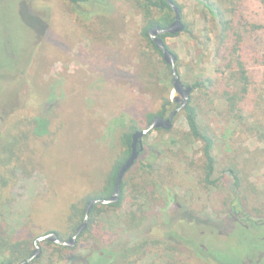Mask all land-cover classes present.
Masks as SVG:
<instances>
[{
  "label": "rangeland",
  "instance_id": "rangeland-1",
  "mask_svg": "<svg viewBox=\"0 0 264 264\" xmlns=\"http://www.w3.org/2000/svg\"><path fill=\"white\" fill-rule=\"evenodd\" d=\"M177 1L196 40L183 33L167 38L166 44L178 55L182 75L190 83L204 75L217 82L213 92L192 95L203 124L219 138L214 150L216 176L226 175L230 157L240 159L239 169L246 176L242 196L247 205L245 215L261 225L263 231L259 233L264 237V89L258 87L262 69L249 67L253 84L247 99L228 104L231 89L225 90V86L235 84V77L226 58L218 67L221 72L215 73L216 41L215 34L210 33L214 28L210 16L205 23L206 12L197 2ZM92 3L81 8L65 0H0V68L4 80L0 81V177L14 179L8 191L10 211L14 223H20L18 217H25L26 225L12 238L14 243L55 230L68 238L69 224L64 220L70 205L101 188L100 173L102 169L107 171L117 156L121 132L114 133L113 125L123 118L128 123L140 112L156 113L163 98L172 96L173 89L164 91L158 77L151 79L142 70L143 13L133 7V1ZM248 8L246 16L252 22H264L256 2H249ZM93 12L95 15L90 16ZM248 45L264 55V36L260 42L252 38ZM139 73L147 89L134 83L133 77L136 79ZM39 121L46 123L45 131ZM173 129L175 135L188 139L183 116L177 118ZM162 139L153 133L144 148L149 151V146ZM15 142L28 168L16 166V162L9 169L2 167ZM188 144L189 148L168 161L162 171L171 176L167 184L170 201L161 200L153 206L137 229H127L122 222L131 212L128 204L119 213L108 214L110 233L105 248L119 255L135 242L150 238L154 229L155 240L167 242L168 231L177 237L178 229L186 225L183 215L192 214L201 219L191 217L193 227L200 228L198 238L206 235L204 230L210 231L202 244L222 248L225 240L228 248L235 249L230 235L243 236V242L235 245L240 253H248L246 264H264V240L236 227L237 222L228 213L229 198L224 188H204L201 144L192 140ZM248 158L252 159L245 162ZM139 168L137 165L134 169ZM180 235L185 237L184 233ZM85 253L82 248L70 255ZM2 256L8 259L10 253Z\"/></svg>",
  "mask_w": 264,
  "mask_h": 264
},
{
  "label": "trees",
  "instance_id": "trees-1",
  "mask_svg": "<svg viewBox=\"0 0 264 264\" xmlns=\"http://www.w3.org/2000/svg\"><path fill=\"white\" fill-rule=\"evenodd\" d=\"M73 7L84 8L85 5H89L92 2H97L103 5L104 0H65ZM133 7L137 8L143 13V26L141 28L140 37L145 43L143 54V71L148 72L151 79L158 77L159 85L163 86V90L168 92L173 89V76L171 67L165 62L163 53L159 50L155 42L150 37V32L153 29H166L170 27L175 20V13L165 0H132ZM181 11V19L185 25V30L175 35H160L158 38L163 40L166 47L177 58V71L185 86L192 88L189 104L185 110L180 112L173 119V127L170 130L156 129L150 132L142 139L143 151L140 153L134 166L125 174L121 184V195L119 203L115 205H95L90 213L89 222L86 230L77 239L76 246L72 249L59 246L52 242H44L40 245L42 255L35 261L29 264H77L79 261L83 264H95L98 260L99 264H138L141 261H145L147 264H157L158 260H161V264H246L249 263L248 253H240L236 248L239 241L243 242V236L237 237V235H230L231 244L235 247L228 248L223 240L224 247L213 248L202 244L208 239L209 232L204 230L206 235L198 238L199 227H193L191 217L196 220L200 219L197 215L190 214L183 215L186 225L178 229V236L173 235V231L168 235L167 242L162 243L160 240H155L154 230L151 232L150 238L142 240L141 242H135L128 249L121 254L116 255L107 250L109 231L107 230L108 214L119 213L125 204L131 207V212L124 215L122 222L124 226L129 229L134 227L140 228L145 222L150 209L159 204L161 200L168 202L169 190L167 187L168 181L171 176L163 175L162 171L166 168L168 161L172 160L178 153L182 152L184 148H189V140L195 141L201 144L200 152L202 154L203 161V178L204 188L207 190H214L219 187L227 191L229 198L228 213L230 217L237 222V226L243 229L248 234L255 235L264 240V237L260 236V231H263L261 225L253 222L249 219L248 215H245L242 196L244 195L245 187L244 180H246L245 173L239 169V158L235 155L230 157V164L228 170L225 171L226 175L220 178L216 176L218 160L214 155L215 146L219 140L209 126H205L200 117V109L198 103L195 102V98L192 96L198 91L207 92L216 90L217 82L209 76H201L196 78L193 82H189L187 77H183L181 71V62L176 53H174L166 44V39L169 37H178L181 34H187L192 39L196 40L195 33L184 22V9L177 0H170ZM202 7L204 13L203 21H212L213 27L210 33L215 34L216 48L215 58L217 60L216 68L226 58L231 64L229 72H233L235 84H227L226 89H231V92L227 94V103L230 101L243 102L249 95L250 88L252 87V78L250 77L249 67H260L262 69L259 88L264 89V55L257 53L256 50L249 47V41L254 38L256 42H260L264 36V22L256 21L252 22L246 15L248 11V3L256 2L261 8L262 18L264 20V0H194ZM93 4V3H92ZM88 16L87 13L83 14ZM95 15L94 12L90 16ZM97 21H100L96 17ZM209 36V35H208ZM259 39V40H258ZM1 59V56H0ZM221 62V63H220ZM215 68V69H216ZM221 72L220 68L215 70V73ZM224 73V72H222ZM2 69L0 68V81L4 80L2 77ZM137 78L133 77L134 83H139L140 88L147 89L142 82V74H137ZM151 82H147V85ZM213 90V91H214ZM212 91V92H213ZM179 108L177 104L172 103L168 97L163 98L162 105L156 113H137L132 115V119L127 120L120 119L117 125H113V132L120 131V144L117 151V156L113 157L111 165L107 171L102 169L100 177L102 186L97 192H92L87 197H83L79 203H73L70 205L67 219L64 220L65 224H69V236L65 238L60 231H49L42 236H46L50 233L58 235L62 241L71 239L77 229L83 224L85 212L89 205L94 200H109L115 190L117 177L121 168L126 164L132 154L133 136L135 133L147 129V127L156 119L162 118L167 120L170 115ZM179 116L185 118L188 134L185 137H180L174 133V125ZM41 130L45 131L46 123L39 121ZM22 124V122H21ZM18 123L19 126H21ZM36 126L37 123L33 122ZM2 127V126H0ZM1 131V130H0ZM2 133V131L0 132ZM118 133V132H116ZM158 133L163 139L151 146L144 148V143L149 141L151 134ZM38 135L42 133L37 131ZM166 136L167 138H164ZM7 151L8 159L2 167L9 169V166L14 162L16 166H24L28 168L21 160L16 146ZM140 150V148H138ZM115 151V152H116ZM145 155L147 157H145ZM248 158L245 162L251 160ZM22 163H19L21 162ZM109 161V159H108ZM19 163V164H18ZM139 165V170L134 168ZM32 167H36L33 165ZM15 184L14 179L7 177H0V264H22L27 261L33 255L34 243L42 236H36L30 240L21 242H13L12 238L19 233L21 228H25V217H18L17 220H21L20 223H14L12 213L10 209L11 197L8 196V191L13 188ZM174 200V198H172ZM183 207L180 208V212L184 213ZM28 215L26 218H28ZM181 217V218H183ZM180 218V219H181ZM201 220V219H200ZM67 221V222H66ZM190 221V222H188ZM264 226V220L261 223ZM192 225V227H191ZM189 226L192 228L190 229ZM228 229V228H227ZM230 229V228H229ZM228 229V230H229ZM234 230V229H233ZM185 234V237L180 235ZM235 232V231H234ZM233 232V233H234ZM236 244V245H235ZM84 249L86 252L83 256H73L71 253L79 249ZM10 253L8 259H2V255ZM73 262V263H72ZM159 264V263H158Z\"/></svg>",
  "mask_w": 264,
  "mask_h": 264
},
{
  "label": "water",
  "instance_id": "water-1",
  "mask_svg": "<svg viewBox=\"0 0 264 264\" xmlns=\"http://www.w3.org/2000/svg\"><path fill=\"white\" fill-rule=\"evenodd\" d=\"M168 5L172 8L175 13V20L173 24L166 28V29H153L150 32L151 39L155 42L157 48L162 51L163 58L165 62L171 67L172 69V76H173V92L171 96V101L174 104H177L179 108L174 111L167 120L162 118H156L148 127L147 129L137 132L133 136V145H132V154L131 157L128 159L126 164L121 168L120 173L117 177L115 190L112 197L109 200H94L89 203L86 212L83 224L77 229L75 235L67 240L62 241L59 239L58 235L55 233H50L46 236L39 237L34 243V252L30 259L23 262L22 264H29L35 260H37L41 255V247L40 245L44 242H52L59 246L67 247V248H74L77 243V239L79 236L86 230L90 213L95 205H115L119 203L120 195H121V184L123 177L125 174L134 166L135 162L137 161L140 153L143 151V144L142 139L147 136L150 132L156 129H165L170 130L173 127V119L183 110H185L189 104L192 88L190 86H185L178 74L176 63L177 58L176 56L166 47L163 40L159 39L158 36L160 35H175L181 33L185 30V25L181 19V11L178 7L173 4L170 0H165ZM140 148V150H138Z\"/></svg>",
  "mask_w": 264,
  "mask_h": 264
},
{
  "label": "flooded vegetation",
  "instance_id": "flooded-vegetation-1",
  "mask_svg": "<svg viewBox=\"0 0 264 264\" xmlns=\"http://www.w3.org/2000/svg\"><path fill=\"white\" fill-rule=\"evenodd\" d=\"M150 35V34H149ZM159 37V36H158Z\"/></svg>",
  "mask_w": 264,
  "mask_h": 264
}]
</instances>
